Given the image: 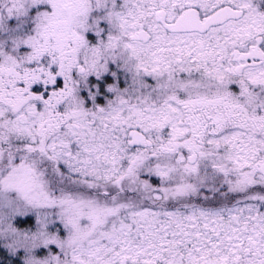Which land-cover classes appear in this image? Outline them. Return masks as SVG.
<instances>
[{"label":"snow or ice","instance_id":"obj_1","mask_svg":"<svg viewBox=\"0 0 264 264\" xmlns=\"http://www.w3.org/2000/svg\"><path fill=\"white\" fill-rule=\"evenodd\" d=\"M0 264H264V0H0Z\"/></svg>","mask_w":264,"mask_h":264}]
</instances>
